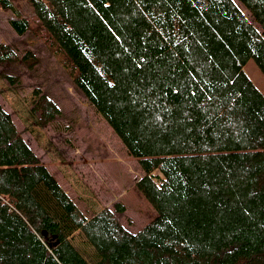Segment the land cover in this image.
I'll return each mask as SVG.
<instances>
[{
  "label": "trees",
  "instance_id": "16d2710c",
  "mask_svg": "<svg viewBox=\"0 0 264 264\" xmlns=\"http://www.w3.org/2000/svg\"><path fill=\"white\" fill-rule=\"evenodd\" d=\"M25 1L29 16L0 9L113 128L157 214L132 228L123 202L83 211L0 104V264H264V93L244 69L264 73V0ZM5 61L39 58L0 43ZM35 91L45 126L61 108Z\"/></svg>",
  "mask_w": 264,
  "mask_h": 264
},
{
  "label": "rangeland",
  "instance_id": "374dc122",
  "mask_svg": "<svg viewBox=\"0 0 264 264\" xmlns=\"http://www.w3.org/2000/svg\"><path fill=\"white\" fill-rule=\"evenodd\" d=\"M15 2L23 16L32 14L25 0ZM11 12L0 9V43L10 44L19 58L32 51L39 62L33 68L22 61L0 62V104L11 113L27 142L83 211H98L120 201L126 205L130 227L148 221L157 211L135 186L144 174L140 164L42 41L11 28ZM244 69L264 93V73L253 58ZM3 73L17 80L9 81ZM35 90L51 96L61 108V113L45 126L38 123L33 109ZM73 242L86 256H94L85 236L77 233Z\"/></svg>",
  "mask_w": 264,
  "mask_h": 264
}]
</instances>
